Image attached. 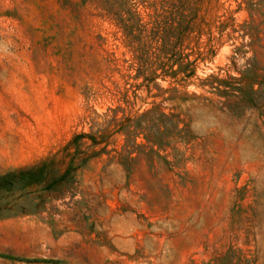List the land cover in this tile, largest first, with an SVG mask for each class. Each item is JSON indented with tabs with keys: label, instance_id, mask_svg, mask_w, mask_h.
I'll list each match as a JSON object with an SVG mask.
<instances>
[{
	"label": "rangeland",
	"instance_id": "obj_1",
	"mask_svg": "<svg viewBox=\"0 0 264 264\" xmlns=\"http://www.w3.org/2000/svg\"><path fill=\"white\" fill-rule=\"evenodd\" d=\"M0 264H264V0H0Z\"/></svg>",
	"mask_w": 264,
	"mask_h": 264
},
{
	"label": "trees",
	"instance_id": "obj_2",
	"mask_svg": "<svg viewBox=\"0 0 264 264\" xmlns=\"http://www.w3.org/2000/svg\"><path fill=\"white\" fill-rule=\"evenodd\" d=\"M119 20H120V22L123 24V26L126 27V22H124V21L122 20V18L119 19Z\"/></svg>",
	"mask_w": 264,
	"mask_h": 264
}]
</instances>
